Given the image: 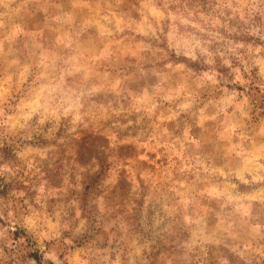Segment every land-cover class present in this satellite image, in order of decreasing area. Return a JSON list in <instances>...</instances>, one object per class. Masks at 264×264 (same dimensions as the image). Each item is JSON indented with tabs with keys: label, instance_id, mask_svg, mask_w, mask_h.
<instances>
[{
	"label": "rangeland",
	"instance_id": "obj_1",
	"mask_svg": "<svg viewBox=\"0 0 264 264\" xmlns=\"http://www.w3.org/2000/svg\"><path fill=\"white\" fill-rule=\"evenodd\" d=\"M0 264H264V0H0Z\"/></svg>",
	"mask_w": 264,
	"mask_h": 264
}]
</instances>
